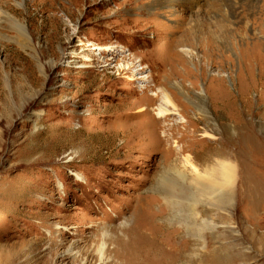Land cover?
<instances>
[{
	"label": "rangeland",
	"instance_id": "rangeland-1",
	"mask_svg": "<svg viewBox=\"0 0 264 264\" xmlns=\"http://www.w3.org/2000/svg\"><path fill=\"white\" fill-rule=\"evenodd\" d=\"M182 66L208 125L255 150L242 169L264 207V0H0V264L140 261L161 153L120 158L115 128ZM214 222L235 246L220 264H264L263 209Z\"/></svg>",
	"mask_w": 264,
	"mask_h": 264
},
{
	"label": "bare ground",
	"instance_id": "bare-ground-1",
	"mask_svg": "<svg viewBox=\"0 0 264 264\" xmlns=\"http://www.w3.org/2000/svg\"><path fill=\"white\" fill-rule=\"evenodd\" d=\"M17 27L19 35L27 40L25 27L22 24ZM186 71L182 66L181 72L160 75L162 78H158L160 82L150 95L132 102L129 110L138 117L136 122L115 128L123 135L120 158H131L134 148L142 156L161 153L159 171L152 184L158 196L152 202L147 201V207L155 208L148 224L152 244L148 248L141 245L133 256L143 254L141 259L150 258L155 264H220L219 258L227 263L225 257L235 246L224 247L221 231H212L216 228L214 221L228 218L239 224L250 222L256 212L264 210L263 203L254 199L258 185L242 169V164H246L242 162H254L257 154L253 147H248L245 136L241 140L238 135H229L226 129L208 125L210 106L204 100L205 95L194 92L195 76V83L192 80L187 87L183 85L184 79L190 77ZM178 75H181L178 81L171 79ZM187 104L195 108L196 119L188 114ZM198 123H202V129ZM196 133L201 138H196ZM127 135L130 136L126 138ZM248 135L253 136L252 132ZM207 139L212 141L209 143ZM213 210L228 214L215 213L216 218L212 219L209 216ZM140 229L144 231V227ZM254 233L255 226L251 236ZM213 238L215 243L211 242ZM104 246L103 241L98 247L101 257ZM141 259L133 263L147 264Z\"/></svg>",
	"mask_w": 264,
	"mask_h": 264
}]
</instances>
